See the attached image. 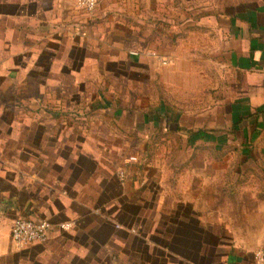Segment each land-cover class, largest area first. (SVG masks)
Returning <instances> with one entry per match:
<instances>
[{
  "label": "crops",
  "instance_id": "obj_1",
  "mask_svg": "<svg viewBox=\"0 0 264 264\" xmlns=\"http://www.w3.org/2000/svg\"><path fill=\"white\" fill-rule=\"evenodd\" d=\"M211 1L194 22L214 34L211 47L224 51L234 73L225 111L236 126L245 123L243 134L264 135V0ZM99 3L101 14L120 7L118 0ZM83 11L76 0H0V95L24 88L31 65L72 69L43 57L89 47L96 32ZM68 79L67 87L86 84ZM60 83L35 79L34 86L48 89L39 91L33 109H0V264H257L254 252L264 248V175L219 176L213 159L144 164L140 152L170 151L172 134L191 140L177 144L179 151L219 145L212 131L186 134L169 106L121 110L112 94L62 95ZM100 83L92 80L93 88ZM258 148L264 152V143ZM243 188L244 197L236 198ZM16 218L48 219V238L18 248L11 237ZM63 222L72 225L64 230Z\"/></svg>",
  "mask_w": 264,
  "mask_h": 264
},
{
  "label": "rangeland",
  "instance_id": "obj_2",
  "mask_svg": "<svg viewBox=\"0 0 264 264\" xmlns=\"http://www.w3.org/2000/svg\"><path fill=\"white\" fill-rule=\"evenodd\" d=\"M118 3V9L102 14L99 12L100 3L93 12L83 11L86 16L84 19L88 20L96 36L91 38L89 47L82 49V53H55L43 57V61L51 59L61 66L67 64L71 70L37 71L31 65V69L24 74L27 81L24 88H6L10 93L0 95V109H33L36 95L41 89L42 94L48 89L34 86V80L39 78L63 82L56 90L62 95L92 94L96 91L102 95L112 94L115 100L121 101L118 103L121 110L156 112L157 109L161 110V106L164 110H168L169 106L173 116H179L186 134L195 129L212 131L211 141L219 147L214 151L194 152L187 148L179 151L177 144L184 139L185 142L191 140H188V135L172 134L169 138L172 144L170 151L140 152L144 164L179 158L185 162L213 159L218 162L216 173L219 176L264 175V152L258 148L259 144L264 143V135L251 138L248 133L243 134L245 123L236 126L232 113L225 111V106L230 104V93L235 92L231 85L234 73L226 66L224 51L216 53L219 49L211 47L214 34L208 28L202 30L201 25L194 22V17L200 11L208 10L212 1L118 0ZM134 15L138 16L137 20ZM145 15L151 16L153 21L145 23V18L140 17ZM181 15L185 16L184 23L177 22V17ZM115 18H121L122 21H114ZM209 25V22L203 24ZM132 64L137 66V70L130 68ZM19 76L22 77V73ZM68 78L75 82L83 78L86 84L71 88L69 83L67 87ZM92 80H100L101 83L93 88ZM104 80L107 81L102 84ZM214 114L216 118L210 120ZM250 144H257V148L253 149ZM213 170L211 168L212 173ZM243 185L246 187L251 184ZM259 185L263 192L259 197L264 198V183ZM245 190L236 191V198L244 197L240 192Z\"/></svg>",
  "mask_w": 264,
  "mask_h": 264
},
{
  "label": "built area",
  "instance_id": "obj_3",
  "mask_svg": "<svg viewBox=\"0 0 264 264\" xmlns=\"http://www.w3.org/2000/svg\"><path fill=\"white\" fill-rule=\"evenodd\" d=\"M100 0H76V6L87 12H93ZM118 177L123 180L126 176L124 169H119ZM70 222L60 223V228L67 230L71 227ZM52 228L48 219L36 221L28 218H16L12 225L11 237L18 248H26L34 242L45 241ZM254 259L257 264H264V248L255 250Z\"/></svg>",
  "mask_w": 264,
  "mask_h": 264
}]
</instances>
